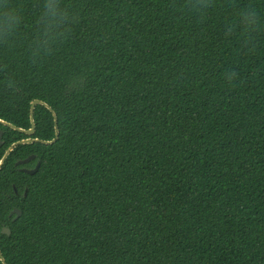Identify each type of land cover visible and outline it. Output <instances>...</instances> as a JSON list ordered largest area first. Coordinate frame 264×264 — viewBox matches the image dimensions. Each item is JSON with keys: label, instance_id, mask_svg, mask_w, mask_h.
<instances>
[{"label": "trees", "instance_id": "1", "mask_svg": "<svg viewBox=\"0 0 264 264\" xmlns=\"http://www.w3.org/2000/svg\"><path fill=\"white\" fill-rule=\"evenodd\" d=\"M35 99L7 264H264V0H0V118Z\"/></svg>", "mask_w": 264, "mask_h": 264}, {"label": "water", "instance_id": "2", "mask_svg": "<svg viewBox=\"0 0 264 264\" xmlns=\"http://www.w3.org/2000/svg\"><path fill=\"white\" fill-rule=\"evenodd\" d=\"M38 105H43L46 106L48 109H50V111L53 114L54 117V128H55V138L52 141H41L39 139H33L35 132H36V123H35V109L36 106ZM30 122H31V128L30 129H24L21 127H18L8 121H5L3 119L0 118V124L6 127H9L15 131L20 132V134L25 135L27 137V139H24L22 141H19L15 144H13L5 153V155L3 156L2 160L0 161V171L2 170L5 162L7 161L8 157L10 156V154L19 146H25V145H34V144H42V145H46V146H52L54 144L57 143V141L59 140L60 137V130H59V125H58V116L56 114V112L54 111V109L50 106V104H48L45 101L39 100V99H35L34 101L31 102V106H30ZM3 132L0 131V147L2 145V135ZM36 158L35 156H31L30 158L24 160V161H20L18 163H16V167L18 166H25L29 163H31L32 161H34ZM40 169V163L37 164V166L35 167V169L32 170H27V169H23L22 172L25 174H28L30 176H34ZM15 193L17 194V190L16 188H14ZM27 195V192L25 193V196ZM16 214L15 218H18L21 214H22V210L20 208H14L10 215ZM4 234H11L10 229L8 228H4L3 230ZM0 260L3 264H7L2 251L0 249Z\"/></svg>", "mask_w": 264, "mask_h": 264}, {"label": "flooded vegetation", "instance_id": "3", "mask_svg": "<svg viewBox=\"0 0 264 264\" xmlns=\"http://www.w3.org/2000/svg\"><path fill=\"white\" fill-rule=\"evenodd\" d=\"M37 166V165H36ZM35 169V168H34ZM28 170V169H27ZM22 171V170H21Z\"/></svg>", "mask_w": 264, "mask_h": 264}]
</instances>
